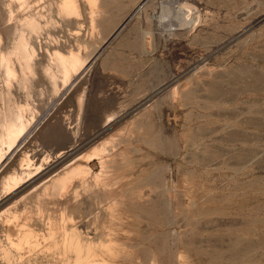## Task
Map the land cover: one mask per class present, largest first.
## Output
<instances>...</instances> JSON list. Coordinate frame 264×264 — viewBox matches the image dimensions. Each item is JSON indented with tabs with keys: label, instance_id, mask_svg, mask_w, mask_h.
Segmentation results:
<instances>
[{
	"label": "rangeland",
	"instance_id": "374dc122",
	"mask_svg": "<svg viewBox=\"0 0 264 264\" xmlns=\"http://www.w3.org/2000/svg\"><path fill=\"white\" fill-rule=\"evenodd\" d=\"M60 1L0 0V53L13 51L22 28L38 52L26 84L7 85L0 67V111L23 104L37 112L31 133L0 165V191L9 172L44 164L0 194V264H64L73 256L64 244L73 228L113 264H264V0H148L115 35L143 0H98L99 27L88 0H77L79 16L59 14ZM165 1L178 26L172 33L156 16ZM29 15L40 19L39 32L23 27ZM105 38L102 52L126 39L125 62L105 68L98 57L54 96L48 51L85 56ZM135 40L143 42L135 47ZM113 109L119 114L102 125ZM111 135L103 159L78 160L89 162L88 176L45 191ZM16 221L40 244L13 246L8 226ZM101 241H116V256Z\"/></svg>",
	"mask_w": 264,
	"mask_h": 264
},
{
	"label": "bare ground",
	"instance_id": "6f19581e",
	"mask_svg": "<svg viewBox=\"0 0 264 264\" xmlns=\"http://www.w3.org/2000/svg\"><path fill=\"white\" fill-rule=\"evenodd\" d=\"M17 1H19L21 4L27 2V0H17ZM147 1L148 0H143V2L137 7V10L134 11L132 14H130L127 19H125L126 20L125 22L129 21L131 17H134L137 14L139 15L140 11H142L143 8L145 7ZM88 2L91 6L90 14H91L92 25H94V27L95 26L97 27L99 24V23L97 24V22H99L98 16L100 14V11L98 10V8L100 6V2L98 0H88ZM185 8L186 6L183 8V10ZM162 9H163L162 18H160V16L158 15L156 16L158 20L164 21V24H163L164 29L168 31L169 33H172L173 30H175L178 27L171 22V16L174 11L172 10V7L170 6V4L166 1L163 2ZM58 11H59V14H62L64 16H73V15L79 16L80 15V9H79L77 0H61L58 5ZM190 12L192 11H190L189 9H185L184 14L189 16ZM174 15L178 17V19L180 20L179 25L181 26L183 18H181L178 13H175ZM22 25L23 27H28V29L34 32H39L43 27L40 19H38L34 15H29L25 19H23ZM119 26L118 28L116 27L112 35H115L118 33L120 29ZM152 32L153 31L150 28H146L143 30V35H144L145 43L147 44V47H149L151 44L152 39L150 40V35L152 34ZM15 40H16V43L14 45V49L12 52L7 53V54L0 53L1 54L0 55V67L4 69V77H5V81L7 85L11 83L12 79H16L19 82H22V84H26L29 81L30 76L35 73L33 64H34L35 56L38 54L37 49H36L37 47H35L32 44L29 37L24 33V28L20 30V34ZM103 41H104L103 43H105L104 46H100V47H96L92 49L85 56L82 55V53L79 50H71L69 52H64L60 49H56L54 52L48 51L49 61L47 64L44 65V72L51 81L52 92L54 96H60L61 94H63L62 92L63 89L66 90L68 89V87H71V85H73L77 77L81 73L87 71V69L89 68L92 62V59L96 57L98 54H100L101 53L100 51L101 50L103 51V49L110 42L109 38H105ZM16 60L19 64L20 69H18L17 67ZM78 104H79V109L82 110L83 105H84V92L83 91L79 93L78 95ZM28 110H29V114L27 113ZM36 113H37L36 109H34L33 106H29V105L24 106L23 104H18V105H15L14 107L7 106V108L0 111V165L3 159L8 157L9 152L13 151L14 149H16L17 146L22 144L25 139V136L31 133L33 129V124L36 120ZM114 119H115L114 114L108 115L105 120V124H108ZM115 138H116V135H111L109 138L95 145L88 152L81 153L73 162L68 164V167L64 173L51 179L50 183L47 184V186L45 187V191L47 193H49L50 191L51 192H57L61 190L63 191V189L65 190V188L68 186V183L72 180V178L77 177V176L79 177L88 176V174L92 171L91 166L88 164L89 162L88 163L79 162L78 160L82 157H85L87 160H91L94 158H99L100 160L103 159V157H105L108 153H110L109 145L114 142ZM26 161H27L26 156H24L21 159V163L25 164ZM43 165L44 164L42 163L37 168L32 169L30 168V164H28L27 165L28 168L24 169V171L22 172H19L15 169L9 172L7 175H5L2 178V188H1L0 194L9 193L13 191L22 182L32 178L34 175H37L38 172H40L44 168ZM103 170H101L99 173H103ZM99 173H96V174H99ZM64 215H62L61 217H64ZM17 222L18 221H16L15 223L10 222L11 226H8L10 229L13 230V233L15 232L14 234L15 237L13 236L12 233H11L12 237H10V241L12 245L15 246L16 248H22L24 244H27L29 247H34L37 244L39 245L40 242L38 239V233L33 228L28 227L25 224H19ZM73 222L74 220H72V223ZM56 232H57V224L55 222H52L50 235L53 236L55 235ZM116 241L107 242L104 244L101 241V243L104 245V250L106 252H109V254L111 253L115 255V253H117V248H119L116 244ZM64 244L68 249L72 250L73 252L72 257L70 256L66 257V261L64 262V264H102L103 262H106L107 264L108 262L109 264H113V261H108L109 258L108 259L107 257L105 258L104 255L103 256H101L100 254L98 255V252L95 249L96 248L95 245H97L96 242H93L91 240H84L74 228L69 232V234H67ZM118 245H119V242H118ZM46 248H43V249H46ZM73 250L75 251V253Z\"/></svg>",
	"mask_w": 264,
	"mask_h": 264
},
{
	"label": "crops",
	"instance_id": "0c3cea01",
	"mask_svg": "<svg viewBox=\"0 0 264 264\" xmlns=\"http://www.w3.org/2000/svg\"><path fill=\"white\" fill-rule=\"evenodd\" d=\"M132 14V13H131ZM128 18V17H127ZM126 18V19H127ZM133 17H131L129 20H131ZM126 20H124L122 23H120V29H121V27H123L127 22H125ZM125 23V24H124ZM123 25V26H122ZM120 29H119V31H120ZM144 30V29H143ZM143 30H142V32H143ZM118 31V32H119ZM142 40V39H141ZM141 43H142V41H140ZM126 43H127V41H126V39L125 38H120L119 39V41L117 42V44H114V45H112V46H110V47H108V49H106L104 52H102V50L100 51V52H102V53H100V54H98L96 57H94L93 59H92V62H91V64H90V66H89V68L91 67V65H92V63L98 58V57H100V63H101V65L103 66V67H108V66H110L111 64L112 65H115V66H117V65H121V64H123L124 62H125V58H124V56H123V52H124V50L126 49ZM141 43H139V41H137V40H135L134 41V45H135V47H139L138 46V44L140 45ZM145 45L147 46V44L145 43ZM107 47V46H106ZM105 47V48H106ZM140 48H143V47H140ZM88 68V69H89ZM142 84V83H141ZM83 92H84V102H85V95H86V88L85 89H83L82 90ZM81 91V92H82ZM80 92V93H81ZM98 92H100V90H98ZM126 104H128V103H126ZM83 108H84V105H83ZM83 110V109H82ZM111 114H114L115 115V118H116V116L119 114V111L117 110V109H113V110H111V111H109V112H107L106 113V115H105V117L103 118V120H102V125H105V120H106V118H107V116L108 115H111Z\"/></svg>",
	"mask_w": 264,
	"mask_h": 264
}]
</instances>
